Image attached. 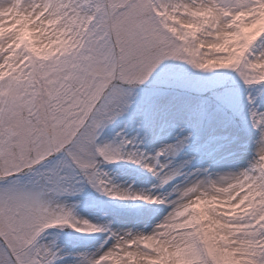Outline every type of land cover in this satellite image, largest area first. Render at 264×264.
<instances>
[{"label":"snow or ice","instance_id":"snow-or-ice-1","mask_svg":"<svg viewBox=\"0 0 264 264\" xmlns=\"http://www.w3.org/2000/svg\"><path fill=\"white\" fill-rule=\"evenodd\" d=\"M262 11L264 0H0L4 28L0 64L8 70L15 49V63L22 70L0 80V264H58L62 257L55 244L40 242L47 230L58 226L76 232H85L81 225L88 233L105 230L77 219L70 207L48 202L51 193H68L74 187L67 171H78L84 182L113 199L166 203L119 190L98 163L126 159L145 168L163 187L182 170L170 168L161 158L178 156L190 137L146 157L135 151L121 154L131 140L113 147L98 144L99 135L129 107L132 89L168 60L202 72L231 69L245 85L264 84V32L249 38L235 65L212 62L233 34L253 30ZM21 24L37 47H48L58 38L68 41L69 47L47 62L35 59L20 43ZM257 41L259 54L254 51ZM254 103L249 98V104ZM250 115L259 134L258 146L253 161L234 183L246 188L236 200L252 193L257 210L240 221H227L250 227L231 237L232 247H223L246 264H264V111L253 106ZM53 158H59L56 165L38 173L43 178L40 187L23 181L25 174L35 173ZM200 182L192 179L176 186V199ZM170 208L168 221L157 224L150 234L113 233L110 248L99 255H82L81 264H151L174 259L177 252L183 254L185 264H220L209 255L205 230L198 226L164 238L161 224L171 221ZM49 215L58 216L60 222L51 221ZM208 219L212 224L224 223L214 214Z\"/></svg>","mask_w":264,"mask_h":264},{"label":"rangeland","instance_id":"rangeland-1","mask_svg":"<svg viewBox=\"0 0 264 264\" xmlns=\"http://www.w3.org/2000/svg\"><path fill=\"white\" fill-rule=\"evenodd\" d=\"M241 24H244L243 19ZM19 30L20 43L29 49L31 57L42 62H47L57 52L69 47L68 41L59 38L48 47H37L25 26L21 24ZM3 32L4 28L0 26V36ZM261 32H264V11L259 14L252 31L241 30L233 34L223 47L217 50L213 65L229 62L235 65L241 58L249 38ZM259 45L260 41H257L254 47L256 54L260 52ZM3 69L4 65L0 64V80L11 78L13 73L22 71L15 63V49L12 50L8 70ZM217 98L235 112L239 108L240 116L235 119L229 109L216 100ZM249 98L255 101L254 105L249 104ZM253 106L259 111H264V84L245 85L238 73L231 69L214 68L212 71L202 72L185 62L172 60L163 62L148 81L132 89L129 107L123 115L103 128L97 143L118 147L122 141L131 140L133 143L122 149V155L135 151L152 157L164 148L163 145L175 144L184 137H190L187 146L178 156L167 161L161 158V162L165 161L170 168L182 170V175L163 187L145 168L126 159L115 163L100 160L98 163L99 170L106 173V179H110L118 189L122 187L129 193L159 198L166 203L149 204L144 200L113 199L89 186L78 171L66 170L74 187L68 193L59 195L51 193L47 196L48 202L53 207L61 204L72 208L74 216L79 220L93 223L101 219L104 222L101 228L105 230L88 233L86 232L88 228L80 226V230L85 232H76L73 228L67 231L68 226L62 225L47 230L40 242L45 244L46 240H50L56 248L60 244L63 246L70 244L73 248L77 243L84 244L97 240L100 250L110 248L114 242L112 234L118 233L119 228L131 226L128 231L131 233L137 228L134 227L137 225H128L127 221H142L144 227L139 230L143 234H148L164 213L171 210V204L178 202L189 204L191 197L195 195L196 205L192 211L196 213V220L193 224L178 229V233L198 226L205 230L209 255L214 259L218 258L220 264H246L243 257L234 259L235 253L229 252L223 245L228 244L232 247L235 241H232L231 237L250 227L249 224L239 222L228 224L227 221H240L250 212L257 210L258 202L252 193H247L236 200L241 192H246V188L234 183L237 174L248 168L253 161L258 146L259 134L252 127L250 115ZM57 159L59 158L46 161L35 173L25 174L22 177L23 181L40 187L43 178L38 173L53 168ZM148 175H151V178H148ZM192 179H202V182L198 187L188 188L179 199H176L174 188L183 187ZM124 181L126 185L121 184ZM142 183L146 187L141 185ZM138 185L150 190V193L142 194L143 188L137 189ZM206 202L209 206L205 210L203 204ZM219 203L226 206L221 207ZM209 214H214L219 219L217 221L224 223L212 224L208 219ZM48 218L53 222H60L58 216L49 215ZM163 261L154 260L151 264H178L175 260Z\"/></svg>","mask_w":264,"mask_h":264},{"label":"bare ground","instance_id":"bare-ground-1","mask_svg":"<svg viewBox=\"0 0 264 264\" xmlns=\"http://www.w3.org/2000/svg\"><path fill=\"white\" fill-rule=\"evenodd\" d=\"M23 25V24H22ZM24 26V25H23ZM3 28V27H2ZM21 42V41H20ZM10 57H11V54H10ZM171 144H174V143H171ZM170 143L168 144H165L163 145V147L167 146V145H171ZM167 161V160H166ZM163 163H165V161H163ZM122 185H126L125 181L121 183ZM156 184H157V181H156ZM141 185H143L144 187H146V185L144 183H142ZM141 185H138L136 186V188H143ZM151 185H155V184H152ZM119 190L121 191H126L125 189H123L122 187L119 188ZM146 193H150V190L146 189V188H143L142 189V194H146ZM217 197L219 198H222V199H226L224 198L223 196L221 197L220 195H217ZM57 201V200H55ZM186 201V200H185ZM191 202L188 204L187 202L186 203H175V204H171L172 205V208H173V214H170L172 215V219L170 222H167V223H162L161 224V227L164 228V238L167 239L168 238V235H175V234H179L178 233V229H180L181 227H186L187 225H191L194 223V221L196 220V213L192 211V208L195 207V201L193 202L192 200H190ZM219 206L221 207H225L226 205L225 204H222V203H219L218 204ZM234 205V204H233ZM168 206V205H167ZM205 210L207 209V206H209V203H204L203 204ZM183 208L184 211L183 213L180 212V209ZM219 212H222L218 209ZM168 211H166L164 213V215L160 218L159 221L156 222V224L153 225V227L151 228V230L148 231V234H150L154 228L156 227L157 224H159L160 222H163V221H168L169 217L167 216L168 215ZM96 219H99L96 217ZM215 219L216 220H219L216 218L215 216ZM88 223H90L89 221H87ZM103 221L101 219L98 220H95L93 223L91 222L90 224H93L99 228L102 227L103 225ZM132 225H134L132 223ZM82 227H85L87 228L86 225H81ZM124 227V226H123ZM129 228H119V232L116 233V234H125L127 233L131 228V226H127ZM137 228L134 229L132 231L133 234H143L142 231H140L139 229L144 227L143 224H139L136 226ZM52 243L50 240H46L45 244H50ZM114 242H112L113 244ZM108 249L105 248L103 250H100L99 247H95L93 249H90V250H86V249H76V250H72L70 248H67L66 246H63L62 244H60L59 246H57V250L59 251V255L62 257V259L58 262V264H81V256L82 255H87V256H93V255H99L101 254L103 251H106ZM168 260H175V262H177L178 264H185V259H184V256L181 252H177L176 255H175V258L172 259V258H167ZM167 259H160L161 261H165ZM163 261V262H164ZM175 262H172V263H175Z\"/></svg>","mask_w":264,"mask_h":264}]
</instances>
